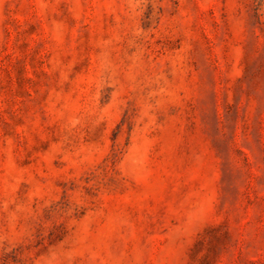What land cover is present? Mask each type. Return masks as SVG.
I'll list each match as a JSON object with an SVG mask.
<instances>
[{"label": "rangeland", "instance_id": "374dc122", "mask_svg": "<svg viewBox=\"0 0 264 264\" xmlns=\"http://www.w3.org/2000/svg\"><path fill=\"white\" fill-rule=\"evenodd\" d=\"M0 264H264V0H0Z\"/></svg>", "mask_w": 264, "mask_h": 264}]
</instances>
